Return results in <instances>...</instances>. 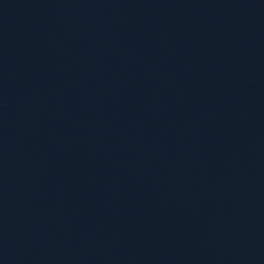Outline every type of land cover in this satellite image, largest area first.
I'll return each instance as SVG.
<instances>
[{"label":"water","instance_id":"water-1","mask_svg":"<svg viewBox=\"0 0 264 264\" xmlns=\"http://www.w3.org/2000/svg\"><path fill=\"white\" fill-rule=\"evenodd\" d=\"M0 264H264V0H0Z\"/></svg>","mask_w":264,"mask_h":264}]
</instances>
